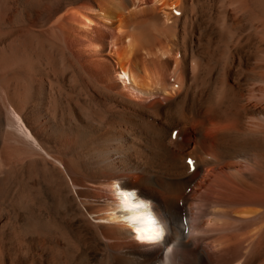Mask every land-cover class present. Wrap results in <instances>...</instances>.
Returning a JSON list of instances; mask_svg holds the SVG:
<instances>
[{
	"label": "bare ground",
	"instance_id": "obj_1",
	"mask_svg": "<svg viewBox=\"0 0 264 264\" xmlns=\"http://www.w3.org/2000/svg\"><path fill=\"white\" fill-rule=\"evenodd\" d=\"M117 187L161 242H137ZM168 246L264 264V0H0V264Z\"/></svg>",
	"mask_w": 264,
	"mask_h": 264
},
{
	"label": "clouds",
	"instance_id": "obj_2",
	"mask_svg": "<svg viewBox=\"0 0 264 264\" xmlns=\"http://www.w3.org/2000/svg\"><path fill=\"white\" fill-rule=\"evenodd\" d=\"M130 191L136 192L135 190H130ZM149 203H151V202L149 201ZM164 235H165V232H164V229L162 227L161 230L156 234V236H154L153 239H151V240H159L161 242L162 239H163V237H164ZM136 239H137V242H143L144 241V238L143 237H136ZM168 251H170V246H168L165 249V260L158 261V264H167L166 256H167V252Z\"/></svg>",
	"mask_w": 264,
	"mask_h": 264
},
{
	"label": "snow or ice",
	"instance_id": "obj_3",
	"mask_svg": "<svg viewBox=\"0 0 264 264\" xmlns=\"http://www.w3.org/2000/svg\"><path fill=\"white\" fill-rule=\"evenodd\" d=\"M192 163V161L191 160H189V164H191ZM148 239H153V237H148Z\"/></svg>",
	"mask_w": 264,
	"mask_h": 264
}]
</instances>
